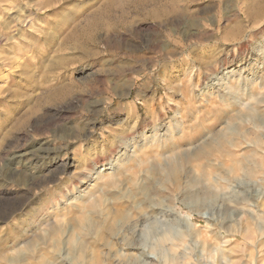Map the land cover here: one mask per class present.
Segmentation results:
<instances>
[{
  "label": "rangeland",
  "instance_id": "obj_1",
  "mask_svg": "<svg viewBox=\"0 0 264 264\" xmlns=\"http://www.w3.org/2000/svg\"><path fill=\"white\" fill-rule=\"evenodd\" d=\"M0 264H264V0H0Z\"/></svg>",
  "mask_w": 264,
  "mask_h": 264
}]
</instances>
